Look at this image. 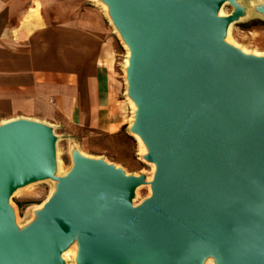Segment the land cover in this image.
I'll list each match as a JSON object with an SVG mask.
<instances>
[{
  "label": "water",
  "instance_id": "obj_1",
  "mask_svg": "<svg viewBox=\"0 0 264 264\" xmlns=\"http://www.w3.org/2000/svg\"><path fill=\"white\" fill-rule=\"evenodd\" d=\"M130 51L131 132L156 165L151 197L134 207L143 177L73 157L55 177L51 127H0V264H264V57L223 40L238 13L226 0H104ZM58 182L21 235L9 200L30 183Z\"/></svg>",
  "mask_w": 264,
  "mask_h": 264
},
{
  "label": "crops",
  "instance_id": "obj_2",
  "mask_svg": "<svg viewBox=\"0 0 264 264\" xmlns=\"http://www.w3.org/2000/svg\"><path fill=\"white\" fill-rule=\"evenodd\" d=\"M91 0H0V122L29 120L78 141L129 130L110 80L112 30ZM39 20L24 27L36 10Z\"/></svg>",
  "mask_w": 264,
  "mask_h": 264
},
{
  "label": "rangeland",
  "instance_id": "obj_3",
  "mask_svg": "<svg viewBox=\"0 0 264 264\" xmlns=\"http://www.w3.org/2000/svg\"><path fill=\"white\" fill-rule=\"evenodd\" d=\"M95 8L101 11L105 18L106 26L110 27L112 30V36L115 38L113 48L110 49V47H105L106 50H103L105 57H108V54L112 55L113 62L111 68L109 67L107 58H105V60L102 59L101 61L109 69L110 80L119 85L118 105L120 111L123 113L126 123L130 124L131 110L126 103L127 95L125 94L128 86L125 84L123 74L125 49L123 48L121 40L115 34L112 25L109 23L105 11L98 3ZM230 10V7H226V12H230ZM232 36L234 41L240 46L246 47L249 50L257 49L264 53V21L252 20L249 22L237 23L233 27ZM130 129L131 127H129V130L122 129L118 135L87 140L89 142L87 144H78V141L69 140V137H65V140H61L55 135L56 140H58L57 149L63 170L66 171V173L71 170L72 155L70 150L73 147H78L79 149L84 150L85 153L93 159L103 160L122 169L130 176L143 177L145 180L150 176L151 168L146 165L145 162L147 161L144 159L145 156H141L138 144L133 139V133ZM73 151H75V149ZM65 175L66 174L61 175V177H64ZM53 187V181H41L11 198L12 207L16 212L19 228H26L32 223V220L36 219V214L34 212L37 209V206L47 198ZM146 198L147 189L144 188L140 190L136 203L140 204Z\"/></svg>",
  "mask_w": 264,
  "mask_h": 264
},
{
  "label": "bare ground",
  "instance_id": "obj_4",
  "mask_svg": "<svg viewBox=\"0 0 264 264\" xmlns=\"http://www.w3.org/2000/svg\"><path fill=\"white\" fill-rule=\"evenodd\" d=\"M92 1L95 2L96 4L98 3L102 7V9L105 11V13L108 17L109 23L112 25L115 34L121 40L123 48L125 49V60L123 62V74H124L125 84L128 86V84H127L128 81L126 79H127V70L129 69V65H130L129 60H130V56H131L129 48H128L127 44L123 41L122 37L120 36V34L117 31V29L115 28V26L113 25L112 19L109 15L108 4L104 0H92ZM226 7L231 8L230 12H226ZM234 13H238L237 20L229 24V26L227 27L226 34H225L223 41L226 44L230 45L231 47L237 49L241 54H243L245 56H250V57H254V58H263L264 57L263 52H261L257 49L249 50L246 47L240 46L238 43H236L233 39L232 31H233L234 25H236L237 23H240V22H249L252 20L264 21V0H226L222 4L220 9L218 10L217 17L218 18H225V17H229V16L233 15ZM38 20H39V15H38L37 9L32 10L26 16V18L24 20V27H26L27 29H31L32 27H34L33 24ZM108 55L109 56L107 57V59H108L109 67L111 68L113 58H112L111 54H108ZM125 94L127 95L126 103L129 106V109L131 110L130 127H132L134 124V121L136 120V115L138 114L139 109L136 106V104L132 101V99L128 96V88H127V91L125 92ZM13 120L14 119L2 120L0 122V127L7 125L8 123L12 122ZM132 137L138 144V148H139L141 156H147L149 154V150H148L147 146L145 145V143L142 141V139L137 134H134V133L132 134ZM57 143H58V140H56V143H55V172H54V176L61 177V175H64V174L67 175L71 170L68 173H66V171L63 170L62 162H61L59 155H58ZM74 149H75V151H73ZM72 151H73V153H72ZM70 152L72 155V168H73V157L75 155L80 157V158H83V159L96 160V159H93L90 156H88L84 150L79 149L78 147H76V148L73 147L70 150ZM145 163H146V165H148L151 168L150 176L147 177L143 181V185H140L135 189L134 200L132 201V204L134 207H137L139 205L136 203V199L139 195L140 190H142L144 188L147 189V198L146 199H149L151 197V194H152L151 193V183H152L154 176L156 174V165L154 163H149V162H145ZM125 174L128 175L127 173H125ZM45 181H47V180H45ZM37 183H39V182L30 183V184H28L22 188L17 189L12 194L11 198L17 196L21 191H23L29 187H32L33 185H36ZM53 183H54L53 189L51 190V192L49 193L47 198L40 205L37 206V209L34 212L35 214H38L42 210L45 203L54 195V193H56L57 188H58V182L53 181ZM11 198H10L8 204H9V207L12 209V212H13L14 224L18 230L19 235H21L27 227H29L30 225L35 223L36 219L32 220V223H30L26 228H24V229L19 228L16 212L14 211V209L12 207ZM78 235H79V231L75 234L71 244H69V246L66 248V250H64L62 252L61 259H62L63 264H76L77 257H78V249H79L78 242H77ZM127 264H132V263L129 262V260H128ZM201 264H218V263L213 257L208 256L202 261Z\"/></svg>",
  "mask_w": 264,
  "mask_h": 264
}]
</instances>
